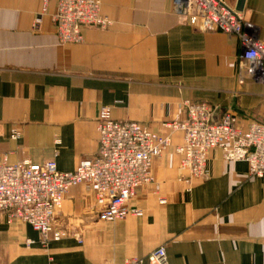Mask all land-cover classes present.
Listing matches in <instances>:
<instances>
[{"label":"crops","instance_id":"crops-1","mask_svg":"<svg viewBox=\"0 0 264 264\" xmlns=\"http://www.w3.org/2000/svg\"><path fill=\"white\" fill-rule=\"evenodd\" d=\"M172 1L101 0L112 26L85 28L83 43L62 45L51 19L55 0L37 29L43 0H0V159L74 170L97 153L102 107L157 135L185 119L184 101L209 104L215 120L230 113L242 129L262 122L264 83L238 66V39L191 26ZM240 12L264 43V0H244ZM182 138L170 134L153 160V182L129 199L141 217L100 220L93 192L73 186L56 211L66 233L59 240L43 244L29 225L0 217V264H148L160 246L168 264H264V178L213 149L207 177L187 184L174 151Z\"/></svg>","mask_w":264,"mask_h":264},{"label":"built area","instance_id":"built-area-1","mask_svg":"<svg viewBox=\"0 0 264 264\" xmlns=\"http://www.w3.org/2000/svg\"><path fill=\"white\" fill-rule=\"evenodd\" d=\"M47 1L43 0L40 14L34 19V29L41 24ZM55 1L56 11L51 19L59 44H81L85 28L103 30L112 26V21L100 12L101 0ZM172 7L175 14L202 32L236 37L241 48L238 66L264 83V43L256 38L253 25L240 11L224 0H173ZM183 109L185 119L166 124L169 134L157 135L143 124L115 120L109 108H100L96 120L97 153L91 159L81 160L70 172L58 171L54 161L9 163L7 155H3L0 217L7 224L19 221L29 225L43 244L59 240L66 233L57 229L56 211L69 189L80 184L93 192L100 220L141 217V210L129 207V199L137 188L153 182V160L168 149L170 134L175 131L183 134L181 145L174 151L187 184L192 179L207 177V156L213 149H219L227 162H245L251 177L264 178V119L242 129L230 113L215 120V110L207 103L184 101ZM17 136L13 132L11 138ZM146 261L168 264L165 247L151 252ZM141 263L142 260H130L127 264Z\"/></svg>","mask_w":264,"mask_h":264},{"label":"water","instance_id":"water-1","mask_svg":"<svg viewBox=\"0 0 264 264\" xmlns=\"http://www.w3.org/2000/svg\"><path fill=\"white\" fill-rule=\"evenodd\" d=\"M243 1L244 0H238V3L235 6V10L242 11L243 10Z\"/></svg>","mask_w":264,"mask_h":264},{"label":"rangeland","instance_id":"rangeland-1","mask_svg":"<svg viewBox=\"0 0 264 264\" xmlns=\"http://www.w3.org/2000/svg\"><path fill=\"white\" fill-rule=\"evenodd\" d=\"M241 53V52H240ZM240 83V82H239Z\"/></svg>","mask_w":264,"mask_h":264}]
</instances>
